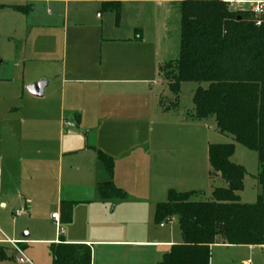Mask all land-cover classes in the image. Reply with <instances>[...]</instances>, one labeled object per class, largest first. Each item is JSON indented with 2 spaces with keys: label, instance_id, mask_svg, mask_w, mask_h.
Instances as JSON below:
<instances>
[{
  "label": "crops",
  "instance_id": "crops-1",
  "mask_svg": "<svg viewBox=\"0 0 264 264\" xmlns=\"http://www.w3.org/2000/svg\"><path fill=\"white\" fill-rule=\"evenodd\" d=\"M109 1L119 0L87 1L98 3L96 22L82 15L83 22L70 24L65 8L46 22L31 24L56 35L50 39L46 74L39 70L29 76L26 71L20 87L13 85L15 75H0V205L24 208L21 216L33 223L18 233L0 218L5 229H0V264H10L9 253L15 251L7 239L17 241L32 264H51L49 248L60 237L90 246L91 264H157L171 245L182 241L168 222L154 223L155 206L166 201L168 190L180 180L196 178L195 165L192 159L182 160L183 152L172 143L182 133L167 132L172 108L156 102L165 127L162 133L152 129L151 90L146 86L150 66L141 33L135 25L124 35L104 27L99 11ZM32 12L33 6L27 14L17 13L27 17ZM163 62L159 60L158 71ZM38 81L47 82L41 97L26 90ZM20 93L27 95V105L15 102ZM193 112L192 105L185 124L196 119ZM66 121L74 126L64 125ZM97 150L112 157L113 182L126 199L99 198L97 184L109 176ZM260 170L257 160L255 180ZM209 172L210 166L211 179ZM257 185L255 201L258 196L264 200V187ZM61 200L74 202L72 219L57 226L51 215H59ZM257 247L264 245L215 243L209 264H234L242 249Z\"/></svg>",
  "mask_w": 264,
  "mask_h": 264
},
{
  "label": "trees",
  "instance_id": "trees-1",
  "mask_svg": "<svg viewBox=\"0 0 264 264\" xmlns=\"http://www.w3.org/2000/svg\"><path fill=\"white\" fill-rule=\"evenodd\" d=\"M178 4V55L160 65V77L176 98L181 83H197L192 93L193 117H214L220 133L232 135L235 142L256 152L261 170L255 178L264 187V26H256L248 12L229 10L221 0ZM120 6L118 1L103 2L101 11L119 19ZM8 7L23 14L32 9L30 4ZM233 154L232 143L207 147L210 178L219 176L225 182L212 189V200L192 201L194 191L169 189L166 201L156 204L154 223H167L176 216L182 235V241L171 245L157 264H209L215 243L264 245V200L258 196L254 203L240 201L246 170L231 161ZM97 157L109 176L97 184L99 198L126 199V192L113 182L112 157L100 150ZM73 206V201H60L61 223L71 221ZM49 250L51 264H91L92 251L86 244L60 237Z\"/></svg>",
  "mask_w": 264,
  "mask_h": 264
},
{
  "label": "rangeland",
  "instance_id": "rangeland-1",
  "mask_svg": "<svg viewBox=\"0 0 264 264\" xmlns=\"http://www.w3.org/2000/svg\"><path fill=\"white\" fill-rule=\"evenodd\" d=\"M89 0H0V75L12 74L16 76L13 85L21 86V76L28 71L29 76L34 72L42 70L46 74L47 57H49L48 47L51 45V38H55L46 28L34 26L42 22L48 21V17L57 14L63 9H67L69 15V23H81L84 20L82 15H87V21L96 22L100 19L96 12L98 5L88 3ZM182 0H126L121 3L120 16L116 19L112 12H101L103 14L102 23L104 27H109L111 31H115L124 35L127 28L135 25L139 29L142 36V51L148 59L150 71L146 86L151 90V127L158 133L163 132L162 116L158 107L172 108L170 115L167 116L168 133L180 134L181 138L176 140L175 149L183 152L182 160H193L194 172L196 178L192 181L187 179L180 180L176 183L178 192H187L195 190L191 196L192 201H210L211 187L223 185L224 181L219 177L208 179L207 171L209 165L207 162V147L211 143H232L234 144V154L231 161L242 165L246 170L244 177L243 193H240V201L255 202V197L259 187L254 179L257 166V154L254 151L246 149L241 144L234 141L232 135L220 133L216 128L214 117L203 119H190L191 126L185 124V116L187 111L191 112L192 93L197 87V83L183 82L176 94L173 93L162 77L159 76L158 66L159 60L168 61L175 59L179 49V32H180V10L179 4ZM227 7L233 12H246L240 5L242 0H229ZM32 4L34 12L25 16L19 14L9 8V5H28ZM5 6V7H4ZM118 20V25L116 24ZM47 68V69H46ZM46 79V78H44ZM11 84V83H10ZM137 86V85H136ZM205 87L206 85L203 84ZM4 89L0 87V94ZM20 96L15 99L16 103L27 105L26 96ZM157 98V99H155ZM138 99H136L137 101ZM156 100V101H155ZM175 108L173 109V107ZM182 116V118H181ZM170 122H174L173 128L169 126ZM187 125V126H185ZM162 128V129H161ZM156 129V130H155ZM188 162V161H183ZM259 164V163H258ZM1 201V199H0ZM7 206L2 208L0 205V218H2L13 229L20 233L27 231L28 227H33V223L27 221L26 216H14L13 209H20L19 206ZM171 227L177 235V240H182V235L178 226L177 217H172L171 221L166 224ZM0 229L5 231L0 223ZM8 235L9 233L6 232ZM21 242V241H20ZM18 253L16 251L9 253V263L17 264ZM234 264H243L244 261L250 264H264V248L242 249L234 258Z\"/></svg>",
  "mask_w": 264,
  "mask_h": 264
},
{
  "label": "built area",
  "instance_id": "built-area-1",
  "mask_svg": "<svg viewBox=\"0 0 264 264\" xmlns=\"http://www.w3.org/2000/svg\"><path fill=\"white\" fill-rule=\"evenodd\" d=\"M243 6V10L248 12L256 26H264V0H242L241 4ZM64 125L68 127H73L74 124L66 121ZM25 212L24 208L18 209L14 211V216H20ZM54 219L55 224L59 226L60 219L57 213L51 215ZM165 223H161L163 225ZM7 243H9L13 249L18 253L17 261L20 264H32L31 260L24 254L23 249L18 245L19 243L14 240L7 239ZM245 264H250V262H246Z\"/></svg>",
  "mask_w": 264,
  "mask_h": 264
},
{
  "label": "water",
  "instance_id": "water-1",
  "mask_svg": "<svg viewBox=\"0 0 264 264\" xmlns=\"http://www.w3.org/2000/svg\"><path fill=\"white\" fill-rule=\"evenodd\" d=\"M46 81H38L26 88V90L33 96L41 97L43 95L44 88L46 86ZM28 234L25 233L23 236H27Z\"/></svg>",
  "mask_w": 264,
  "mask_h": 264
}]
</instances>
